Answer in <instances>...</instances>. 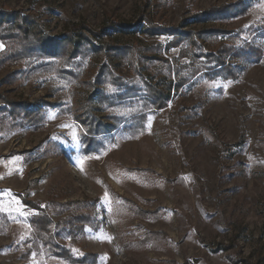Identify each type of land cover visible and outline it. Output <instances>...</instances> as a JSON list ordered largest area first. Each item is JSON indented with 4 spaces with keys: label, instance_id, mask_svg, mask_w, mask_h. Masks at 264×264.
I'll return each instance as SVG.
<instances>
[{
    "label": "rangeland",
    "instance_id": "rangeland-1",
    "mask_svg": "<svg viewBox=\"0 0 264 264\" xmlns=\"http://www.w3.org/2000/svg\"><path fill=\"white\" fill-rule=\"evenodd\" d=\"M236 1L0 0V11L38 17L53 38L78 23L96 31L110 22L135 24L129 31L88 34L97 44L162 45L157 53L163 51V58L188 64L190 57L180 55V47L167 46L171 37L144 30L149 17L184 30L223 31L209 49L227 44L228 34L245 31L242 42L261 52L255 60L229 53L224 59L233 72L209 69L180 88L164 72V81L172 83L165 88L168 105L148 112L145 131L136 138L124 124L113 135H103L105 146L95 155L83 154L81 123L59 117L58 108L43 102L56 101L49 94L50 73L28 72L12 84L6 76L27 66L1 68L0 94L45 107L46 124L0 129V264H74L48 255L44 247L31 248V217L39 208L25 200L59 221L70 211L60 214L55 204L92 199L97 203L85 209L90 222L81 228L68 225L60 238L76 255L96 254L94 262L82 264H264V35L247 31L263 24L264 3L232 21L194 17ZM191 69L179 74L188 76ZM78 91L91 92L85 86ZM116 109L125 116L132 107Z\"/></svg>",
    "mask_w": 264,
    "mask_h": 264
},
{
    "label": "trees",
    "instance_id": "trees-1",
    "mask_svg": "<svg viewBox=\"0 0 264 264\" xmlns=\"http://www.w3.org/2000/svg\"><path fill=\"white\" fill-rule=\"evenodd\" d=\"M264 3V0H237L233 4L212 6L204 12L194 13L197 20L232 21L245 13L252 11L255 6ZM145 17V16H143ZM138 22L137 24H139ZM144 30L151 35L169 36L168 47H180L182 56H189L188 64L180 61L163 58L162 45L143 46L139 43H95L88 33L100 37L109 29L129 31L135 24L110 22L101 30H94L87 23L73 24L61 38H53L44 30L40 19L33 15L24 14L19 10L0 11V42L4 49L0 52V69L9 65H26L25 70H15L6 76L5 81L16 83L30 74L45 71L50 73L53 84L50 87V97L56 101L45 100L47 105L58 108V116L80 122L83 126L84 148L83 154L95 155L104 146L103 135H113L121 124H124L131 138L140 136L145 131V120L148 112L158 110L168 105L169 95L165 88L175 83L180 88L189 83L198 74H204L209 69H217L221 74L233 72L234 67L228 64L224 56L233 53L242 58L255 60L261 58V52L251 43L242 42L243 34L238 31L228 34L227 44L209 49L208 44L214 43L217 37L223 34L218 29L184 30L181 26L157 24L151 18L145 17ZM251 30L261 31L262 25L251 26ZM108 31V32H107ZM241 40V41H240ZM237 43V45L235 44ZM238 46V47H237ZM97 57V61L94 59ZM206 59L208 66L202 60ZM126 67L123 72L118 69ZM164 61L159 66L157 61ZM214 62L213 68L209 63ZM181 63V64H180ZM90 65V66H89ZM191 67L188 76L180 75L182 68ZM167 72L172 83L167 84L163 74ZM219 73V72H217ZM162 81L164 83H162ZM89 88V94L81 93L79 88ZM101 86V90H98ZM116 88L111 92V88ZM63 89L67 93L60 94ZM97 99V102H95ZM95 102V103H93ZM131 104L128 115H120L117 107ZM28 98L18 99L0 94V129H22L27 126L40 129L46 124L45 107H32ZM105 112L111 122H106L103 116L96 112ZM134 120V124L127 126V121ZM117 125V126H116ZM31 206L39 208V212L31 217L34 229L31 248L37 250L42 247L50 256L66 259L74 264L92 263L96 254L86 253L76 255L60 242L62 231L68 226L81 228L90 222L89 213L85 210L94 207L97 199L83 201H68L57 203L60 214L70 211V215L55 221L45 209L35 202L25 200ZM142 244L137 239L135 243ZM140 245V247L142 246ZM29 248V249H31Z\"/></svg>",
    "mask_w": 264,
    "mask_h": 264
},
{
    "label": "snow or ice",
    "instance_id": "snow-or-ice-1",
    "mask_svg": "<svg viewBox=\"0 0 264 264\" xmlns=\"http://www.w3.org/2000/svg\"><path fill=\"white\" fill-rule=\"evenodd\" d=\"M0 47H2V45H0Z\"/></svg>",
    "mask_w": 264,
    "mask_h": 264
}]
</instances>
